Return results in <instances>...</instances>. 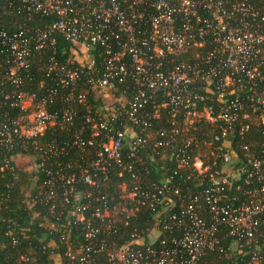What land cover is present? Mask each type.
<instances>
[{"label":"built area","instance_id":"built-area-1","mask_svg":"<svg viewBox=\"0 0 264 264\" xmlns=\"http://www.w3.org/2000/svg\"><path fill=\"white\" fill-rule=\"evenodd\" d=\"M8 10L54 19L0 29V150L30 149L31 170L44 173L41 202L63 247L56 264H200L210 251L228 254L225 231L230 250L264 242L263 0H12ZM57 36L72 46L68 65L55 58ZM190 51L194 61L176 62ZM58 99L67 107L52 108ZM77 105L89 113L74 126ZM163 108L169 126L157 137ZM56 127L94 150L86 165L59 159L70 143L38 140ZM149 143L201 191L184 192L174 177L142 187L135 163ZM115 166L136 185L112 206L99 180ZM142 211L149 225L119 244Z\"/></svg>","mask_w":264,"mask_h":264},{"label":"trees","instance_id":"trees-1","mask_svg":"<svg viewBox=\"0 0 264 264\" xmlns=\"http://www.w3.org/2000/svg\"><path fill=\"white\" fill-rule=\"evenodd\" d=\"M9 2L6 0L3 4L4 6L1 12L3 18L0 20V29L15 31L27 24L31 26H44L54 20L51 17H43L40 15H34L28 18L24 14L13 13L8 10ZM53 50L55 58L66 65L74 58L72 46L61 36H57V42ZM195 55V51H190L187 54L175 57V59L178 63H190L196 59ZM38 78L39 76L37 75ZM47 84L52 85V82L48 81ZM32 88L35 90L38 89L36 84H33ZM56 88L61 91V88ZM66 107L67 103L60 99L56 100L52 106L54 109ZM75 107L80 115V119L74 124V126H77L84 123V117L89 113V109L82 105ZM147 110L151 115H154L155 108L153 104H149ZM158 114V118L152 119L153 133L157 137L161 130L168 128L170 118L169 110L164 108L160 109ZM72 129H67V127L63 129L57 127L51 128L38 140L45 143L46 141L55 139L61 145L70 143V145H67L68 153L60 156L59 159L68 164L77 161L78 164L84 166L91 159L94 150L88 149L87 151H83L75 146L71 141L73 135ZM203 130L199 132L201 137H205L207 132L206 128H203ZM254 138L256 141L260 140V136L257 133H255ZM63 142L65 143L62 144ZM202 152L205 151L203 150ZM126 153L128 154L129 151L126 150ZM31 154L32 151L30 149L10 153L0 150L1 264H56L57 260L55 259V255L63 253V247L58 233L51 226L54 220L53 215L41 202V184L44 179V173L41 171L23 170L15 162L16 156H30ZM137 157L140 158L136 161L135 166L141 172V182L138 183L142 187L152 183L160 184L162 180L174 177L173 184L180 185L184 192L188 190L191 194H195L201 191L202 188L198 185V180H193L192 178V180L184 182L190 170H178L176 163L170 159L169 152L158 150L149 143L138 148ZM12 158L14 159L12 160ZM10 159L11 161L8 167H6L5 161ZM48 166L51 167L52 163H48ZM175 172H177V175ZM99 183L101 184L103 194L108 196L112 206L124 202L123 185H126L128 188L136 185L126 170H122V168L116 166L111 168L106 176H101ZM233 192L235 195H241L235 189ZM237 204L238 202H236ZM91 213V211H88L86 213L87 217H90ZM150 219H152L150 213L140 212L137 218L131 219L129 226H123L122 230L116 234L118 243L124 244L129 242L131 240L132 230L134 228H137L139 231L145 229L149 225L148 223L150 221L148 220ZM225 233L226 231L222 233L221 238L228 254L226 255V253H222L217 249L210 251L202 258L200 264H249L255 252L264 255V242H261V240V244L256 247H245L235 251L228 249L232 245L234 238L226 236ZM175 234L178 235V232H175ZM169 236L170 234H165V237ZM53 240L55 244H51ZM60 264H67L64 258H62Z\"/></svg>","mask_w":264,"mask_h":264},{"label":"crops","instance_id":"crops-1","mask_svg":"<svg viewBox=\"0 0 264 264\" xmlns=\"http://www.w3.org/2000/svg\"><path fill=\"white\" fill-rule=\"evenodd\" d=\"M21 156L22 155H18V156H16L15 157V162H16V164H17V166L19 167V168H23V166H25V162H24V160L21 158ZM27 165V164H26ZM30 165L28 166V168H23V169H28V171H30Z\"/></svg>","mask_w":264,"mask_h":264},{"label":"rangeland","instance_id":"rangeland-1","mask_svg":"<svg viewBox=\"0 0 264 264\" xmlns=\"http://www.w3.org/2000/svg\"><path fill=\"white\" fill-rule=\"evenodd\" d=\"M202 153H206V152H202ZM30 156H21V158L24 160V162L27 164H25V166H23V168H28V166L30 165L29 164V162H30V160H31V158H29ZM23 168H21V169H23ZM30 168V167H29ZM23 170H26V171H28V169H23ZM30 171H31V168H30Z\"/></svg>","mask_w":264,"mask_h":264},{"label":"water","instance_id":"water-1","mask_svg":"<svg viewBox=\"0 0 264 264\" xmlns=\"http://www.w3.org/2000/svg\"><path fill=\"white\" fill-rule=\"evenodd\" d=\"M5 1L6 0H1V2H0V20L3 18L2 13H1V9H2V6H3ZM0 264H1V246H0Z\"/></svg>","mask_w":264,"mask_h":264}]
</instances>
